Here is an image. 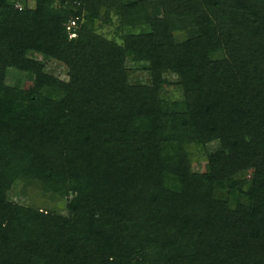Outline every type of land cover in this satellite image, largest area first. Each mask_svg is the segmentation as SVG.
Here are the masks:
<instances>
[{
	"label": "trees",
	"instance_id": "16d2710c",
	"mask_svg": "<svg viewBox=\"0 0 264 264\" xmlns=\"http://www.w3.org/2000/svg\"><path fill=\"white\" fill-rule=\"evenodd\" d=\"M33 2L0 0V264H264V0Z\"/></svg>",
	"mask_w": 264,
	"mask_h": 264
},
{
	"label": "rangeland",
	"instance_id": "374dc122",
	"mask_svg": "<svg viewBox=\"0 0 264 264\" xmlns=\"http://www.w3.org/2000/svg\"><path fill=\"white\" fill-rule=\"evenodd\" d=\"M29 5L30 7H33L34 2L33 0H29ZM104 34H108V37H111V33L113 32L112 28L110 27H105L104 29L100 30ZM145 29L143 28H136V29H127V33H142L144 32ZM44 72L52 75L53 77L62 79V80H67V75H68V69L67 67L62 64L61 62L55 61V60H50L45 63V68ZM10 78L8 81L10 83H13L14 85L18 87H22L26 90H33L34 85L32 81L27 77V75L22 74H12L9 76ZM170 81H176V77L173 75H168L167 77ZM129 82L131 84H149L150 83V77L147 72L137 70V69H132L129 71ZM165 97L170 98V99H180L181 98V90L177 86H168L165 88ZM219 150V144L217 142H213L207 146V151L209 152H214ZM203 154V153H202ZM200 154L201 156H203ZM197 154L194 158V163H193V170L194 171H203L204 170V159ZM198 160V161H197ZM196 161V162H195ZM245 176L247 173H244ZM14 194L12 199L20 201L22 203H25L29 206L33 207H39V208H46V207H57L60 208L62 206V202H56L49 200L50 196L49 195H44L43 192L39 189V187L35 184H29L26 182H19L18 185L14 189Z\"/></svg>",
	"mask_w": 264,
	"mask_h": 264
},
{
	"label": "built area",
	"instance_id": "2783aa9c",
	"mask_svg": "<svg viewBox=\"0 0 264 264\" xmlns=\"http://www.w3.org/2000/svg\"><path fill=\"white\" fill-rule=\"evenodd\" d=\"M16 7L21 10V6L20 5H16ZM75 25V22H70L68 25H67V29L69 30L70 28H72L73 26ZM75 36L74 34H71V37Z\"/></svg>",
	"mask_w": 264,
	"mask_h": 264
}]
</instances>
